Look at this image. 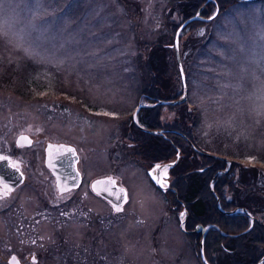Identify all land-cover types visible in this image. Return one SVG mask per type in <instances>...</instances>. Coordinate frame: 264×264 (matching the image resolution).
Wrapping results in <instances>:
<instances>
[{"label": "rangeland", "instance_id": "1", "mask_svg": "<svg viewBox=\"0 0 264 264\" xmlns=\"http://www.w3.org/2000/svg\"><path fill=\"white\" fill-rule=\"evenodd\" d=\"M210 17L182 32L178 43L186 99L199 119L191 144L246 166L239 174L248 189L252 179L263 187L264 0L238 1ZM179 20L173 0H0V152H10L16 136L26 133L33 146L22 153L34 152L39 164V149L47 141L69 143L86 179L110 175L128 192V202L116 213L88 192V180L75 194L72 218L52 211L32 224L21 217L31 223L28 230L33 226L28 244L36 239L54 246L55 257L40 264H75L84 257L81 264H202L201 230L190 231L196 224L206 231L213 225L195 222L181 229L182 209L176 212L146 174L157 164L125 156L131 141L120 131L135 125L140 87L135 63L145 51L137 37L151 42L170 33L167 21ZM168 69L164 77L170 74L176 94L181 78L174 67ZM152 95L165 101L170 92ZM162 108L161 119L170 122L175 110ZM252 173L257 177L250 178ZM38 177L36 172L33 178ZM40 181V195L55 199L52 184ZM262 214L257 216L264 220ZM6 221L0 216V256L6 251ZM61 242L68 245L69 261H63Z\"/></svg>", "mask_w": 264, "mask_h": 264}, {"label": "trees", "instance_id": "2", "mask_svg": "<svg viewBox=\"0 0 264 264\" xmlns=\"http://www.w3.org/2000/svg\"><path fill=\"white\" fill-rule=\"evenodd\" d=\"M238 1L241 0H173L180 12V20L176 23L166 22V25H170V33L159 34L151 42L141 43L137 37L138 45L145 46L143 56L136 55L135 64L140 73L138 99L144 97L147 102L155 103L158 99L152 94L164 90L169 91L171 96L166 100L179 98L183 87L178 93L172 94L170 74L164 77L170 67H174L179 76L172 45L176 29L202 7L201 19L185 26L179 32L180 40L182 32L187 28L207 22L206 19L213 14L214 19ZM170 12L169 7L165 14L170 15ZM189 45L192 50L196 46L195 43ZM179 54L182 56L181 52ZM12 83L9 77L8 84ZM166 106L176 113L170 122L161 119L162 107L165 105L159 104L141 108L138 120L142 127L149 130L168 129V138L144 131L137 125H132L131 131L124 128V137L133 144L130 153L138 157L133 160L139 162L141 159V162H147L148 165L158 164L175 160L179 151L177 162L169 169V189L166 193L170 196L172 206L176 205V212L181 211L184 205L187 213V221L184 223L186 228H193L195 222L213 225L204 237L203 255L206 260L210 264H258L264 255V220L257 216L264 213V185L257 188L259 183L252 182V179L253 187L248 189L249 182L243 178V172L239 174L246 166L225 156L205 155L193 149L190 136L199 119L187 99ZM229 156L235 157L234 154ZM251 176L257 177L255 173Z\"/></svg>", "mask_w": 264, "mask_h": 264}, {"label": "flooded vegetation", "instance_id": "3", "mask_svg": "<svg viewBox=\"0 0 264 264\" xmlns=\"http://www.w3.org/2000/svg\"><path fill=\"white\" fill-rule=\"evenodd\" d=\"M241 1H246V0H241ZM253 1H257V0H253ZM146 99L147 98H144V97L142 99H138V105L140 104L141 101H144L146 102V104H148L149 102H147ZM141 110L142 109L140 108L138 113ZM134 123L138 127L141 126L139 120L138 122H134ZM131 130H132V125L129 131ZM156 130H159L162 132V134H159V135L164 136L165 138H168L166 136L168 129H156ZM120 131H121V135L124 136L125 133H124L123 126L121 127ZM22 134H25L27 136L26 133H19L15 138V142H14L15 147L11 148L10 152H7V153L0 152V156L8 157L7 160L0 163V193L6 190L4 187L5 184H7L12 189V191L7 197L0 198V216L7 219L6 222H7V230H8L7 231L8 232L7 243L4 244V246L6 247V248L4 247V250L6 251L5 253H2V255L0 256L2 259L1 264H40L39 262H41L44 258H51V259L54 258L55 255L52 254V251H51L53 250L54 246H51V243H48L45 245H39V241L35 242L36 239L35 240L32 239V241H30V244L27 243L26 237H28V231L30 232L33 226L28 230L29 226H31V223L29 224L28 221H26L25 219H22L21 217L29 218L32 224L34 223L33 221L39 222L38 219L40 217H43L45 215L50 216V213L52 211L57 212L59 214V217H61V215L66 214L67 216L63 217V219L65 218V220L69 219V217L72 218L74 213L77 212V209L74 206L75 199L77 197L75 194L83 188L85 181L89 180L88 185H86L89 189L88 192L90 191V193L96 198L99 204L106 203L105 205L107 204L110 205V203L106 199H104L103 197L93 192L90 186L94 179L100 178V177H109L110 175L109 176L101 175V176L91 177L90 179H86V175H85V172L83 171V168L77 165L79 164V156L77 155V151L75 150L74 146H72L69 143H64V142L54 143L51 141L50 142L47 141L46 144L42 146V149H39V156H38L39 164H34L33 162L34 152H31L27 156H25V154L22 153L23 151L32 148L33 139L28 136L30 139V143L26 146H19L16 144L17 137ZM58 144L72 146L77 155V162L73 164V169L70 168L71 166L67 164V165H64V167H66L65 171L58 172L59 174L58 177L62 179L75 180L77 177L78 179H80V182L77 187L64 189V191H61V187H58L59 185L57 183V177L45 164L46 148H48L47 146L48 145H58ZM132 145L133 144L130 143V145L126 146L125 156L131 159L138 158L136 156H132V153H130ZM12 164H16L17 167L12 168L11 167ZM36 172H37V177L39 175L38 177L39 180H36V179L34 180L33 178V176H36ZM21 173H23V176L20 175ZM18 178L20 179V181L16 183ZM110 178L113 179V177L111 176ZM40 180H45L43 182L49 181L52 184V188L54 189V192H55V199H47L48 196L46 197V196L40 195L39 186H40V183L42 182ZM14 182L16 183L15 185H13ZM37 183L39 184V186ZM116 185H119V184H116ZM153 186L157 190L161 191L159 188H157L154 185V183H153ZM125 191H126V194H128L127 190ZM20 196H23L24 199L20 200L21 199ZM167 196L170 199V196L169 195ZM127 202H128V195H127V201L125 202V204ZM186 221H187V216H186ZM198 225L196 224V226ZM60 244L63 245L62 242ZM63 247L65 248L64 249L65 252H63L62 257H63V261L66 262V261H69V259H67L69 256V251H67L68 245L64 243ZM71 250H75V249H71ZM74 261H75V264H81L85 261V257L82 259L76 258ZM71 264H74V263L72 262Z\"/></svg>", "mask_w": 264, "mask_h": 264}, {"label": "water", "instance_id": "4", "mask_svg": "<svg viewBox=\"0 0 264 264\" xmlns=\"http://www.w3.org/2000/svg\"><path fill=\"white\" fill-rule=\"evenodd\" d=\"M246 1H253V0H246ZM202 9V7H200L197 12L189 17L187 20H184L176 29L174 36H173V47H174V52H175V58H176V62H177V66H178V70H179V75L181 78V83H182V95L174 100H158L155 103H148V104H142L140 103L138 105V107L135 109L134 113H133V119L134 122H136V114L138 113V111L140 110V108H144V107H152L155 106L157 104L159 105H176L179 104L181 102H183L184 100H186V86H185V72L183 70L182 67V62L180 60V55L179 53V32L185 27L187 26L191 21L197 20V19H201L200 17V10ZM141 127V126H140ZM142 130L147 131L149 133H154V134H162L161 131L159 130H149L146 128L141 127ZM30 143V139L28 136H26L25 134L19 135L16 139V144L19 146H26ZM48 148H46V157H45V164L47 165V167L54 173V175L57 177V183H58V187H61V189H69V188H75L78 186L80 179H78V177L75 180H66V179H62L60 177H58V172L60 171H65L66 167H64V165H69L71 166L70 168L73 169V164H75L77 162V155L76 152L74 150V152H68L67 149L71 148L74 149L72 146H68V145H63V144H58V145H48ZM205 155H210L208 153H203ZM179 156V151L176 153V158L175 160H171V161H166V162H162V163H158L161 166L164 165H172L171 167L173 168V166L175 165V163L177 162V158ZM212 156V155H210ZM5 160H0V163L4 162ZM170 167V168H171ZM154 168L151 167L149 170H147V174L148 177L150 178V180L152 181V183H154V185L159 188L161 191L166 192L167 189H169V169L167 172V176L166 178V184L164 187H161L159 184L156 183V181L152 178V175H150V173L152 172V169ZM70 170V169H69ZM155 175L163 177V167L158 170ZM20 181V179L18 178L16 183H18ZM110 181H114V183H110ZM15 182L13 183V185L16 184ZM117 183L115 182L114 179L109 177H100V178H96L92 181L91 183V189L93 192H95L97 195L103 197L104 199H106L110 205L112 206L113 204H118V205H124L125 204V200L123 199L124 195L126 194V191L124 188L121 187V185H116ZM95 186V187H94ZM105 189H108L107 191H105ZM176 196V193H175ZM181 213H184L183 216L180 217V227L182 230H185L184 228V223L186 221V209L183 205L182 211ZM180 213V214H181ZM199 230H201V237L199 239V256H200V260L202 262V264H210L206 258L204 254V237H205V233H206V229L203 226H196L195 229L191 230L190 232H198ZM264 261V255L260 258L258 264H262V262Z\"/></svg>", "mask_w": 264, "mask_h": 264}, {"label": "snow or ice", "instance_id": "5", "mask_svg": "<svg viewBox=\"0 0 264 264\" xmlns=\"http://www.w3.org/2000/svg\"><path fill=\"white\" fill-rule=\"evenodd\" d=\"M213 17H210V19H212ZM105 115H110L109 113H105ZM68 152H74V149H71V148H68L67 149ZM8 157L6 156H0V160H7ZM255 158L254 157H249V160H254ZM172 165H164V166H161L159 164L155 165L154 168L152 169V172L150 173V175H152V178L156 181L157 184H159L161 187H164L165 184H166V176H167V172H168V169L171 167ZM12 168H16L17 165L16 164H12L11 165ZM163 167V177H160V176H157L155 175V173L160 170L161 168ZM21 176H23V173L20 174ZM110 183H114V181H110ZM5 187V191H3L2 193H0V198H3V197H7L10 192L12 191L11 187H9L7 184L4 185ZM95 187V186H94ZM108 189H105V191H107ZM61 191H64V189H61ZM123 199L125 201H127V194L124 195ZM113 207V210L117 213L121 212L123 209H122V206L121 205H118V204H113L112 205ZM184 213H181V216H183ZM15 259V258H13Z\"/></svg>", "mask_w": 264, "mask_h": 264}]
</instances>
